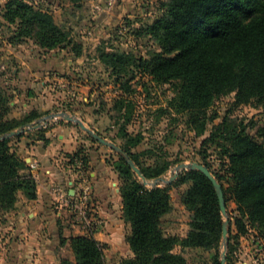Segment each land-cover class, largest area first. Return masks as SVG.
Here are the masks:
<instances>
[{
    "label": "trees",
    "instance_id": "16d2710c",
    "mask_svg": "<svg viewBox=\"0 0 264 264\" xmlns=\"http://www.w3.org/2000/svg\"><path fill=\"white\" fill-rule=\"evenodd\" d=\"M71 1L76 7L82 6L83 0ZM3 17L16 26L9 37L12 44L33 39L45 51L69 48L76 56L83 53V44L56 22L51 11L27 0H8ZM141 32L155 46L146 56L105 50L99 54L115 74H130L126 85L138 71L162 83L178 80L179 95L186 106L207 108L228 93H235L237 105L254 99L264 102V0H163L159 14ZM9 111L10 97L0 88V136L18 129L29 131L28 125L41 117L32 111L21 118H7ZM37 130L46 140L42 134L45 128ZM23 133L0 140V207L4 212L14 209L20 192L30 199L36 197V182L28 164L11 145ZM140 140L128 136V144L122 148L145 179L122 156L113 165L122 181L123 218L131 224L127 241L134 256L108 263L104 244L92 236L76 235L70 239L76 259L63 260L62 264H189L182 253L175 252L178 245L183 250L221 246L225 218L213 183L199 170H186L170 183L153 186L151 183L163 178L166 169L141 165L132 150ZM76 161H82V169L86 168V157L80 152L71 156V162ZM228 172L231 182L227 187L216 178L224 190L227 212L229 199L236 203L238 231H247V221L264 227V142L245 130L235 132ZM189 181L180 196L190 213L187 234L166 235L163 217L174 209L172 189ZM230 247L231 240L228 262ZM213 264H222L220 254L214 256Z\"/></svg>",
    "mask_w": 264,
    "mask_h": 264
},
{
    "label": "rangeland",
    "instance_id": "374dc122",
    "mask_svg": "<svg viewBox=\"0 0 264 264\" xmlns=\"http://www.w3.org/2000/svg\"><path fill=\"white\" fill-rule=\"evenodd\" d=\"M7 1L0 0V33L12 37L16 26L3 17ZM27 1L51 11L56 22L83 44L84 60L76 75L82 74L78 78L91 87L82 92V97H88L87 106L94 115L87 116L86 112L84 119H80L99 121L95 132L120 147L128 144V136L141 138L132 150L138 154L144 168L164 167L166 172L162 177L170 180L176 173L178 178L181 164L199 162L209 166L227 187L231 182L228 168L234 133L245 130L264 142V102L254 99L248 104L237 105L235 93H228L207 108L186 106L179 95L178 80L162 83L137 71L135 78L126 85L130 74L119 76L99 59L102 50L132 52L137 56H146L153 50V41L141 31L159 14L163 0H116L105 13L96 12L94 6L100 3L107 7L108 0H83L81 7H76L71 0H55L53 6L57 8L50 7L47 0ZM101 13H104L100 18L103 21L98 23L96 17ZM26 41L34 42L33 39ZM77 127L92 137L79 125ZM100 144L107 151L108 162L112 165L120 162L119 152ZM190 184L191 181L173 187L174 213L164 223L189 222L190 213L182 207L180 196ZM227 206L228 214L224 218L229 221L227 239L231 240V247L230 262L226 264H264V227L258 222L247 221V231L239 232L235 224L239 216L236 203L229 199ZM224 242L225 239L219 249L183 250L178 245L175 252L182 253L189 264H213L215 255L220 254L222 258Z\"/></svg>",
    "mask_w": 264,
    "mask_h": 264
},
{
    "label": "crops",
    "instance_id": "0c3cea01",
    "mask_svg": "<svg viewBox=\"0 0 264 264\" xmlns=\"http://www.w3.org/2000/svg\"><path fill=\"white\" fill-rule=\"evenodd\" d=\"M47 1L57 8L53 6L55 0ZM104 13L96 17L98 23L103 21L100 18ZM82 60L84 54L76 56L69 48L45 51L32 41L12 44L0 33V62L5 64L0 72V88L10 97L7 118H21L32 111L41 115L29 124L40 127L29 128L11 141L35 179L36 197L30 199L20 192L14 209L4 212L0 207V264L74 262L70 239L76 235L92 236L104 244L108 263L134 256L127 241L131 224L123 218L120 177L108 162L105 147L80 131L74 122L51 117L59 112L83 119L86 112L87 116L94 115L87 106L88 97H82V92L91 87L78 78L82 74L76 75ZM98 122L91 118L86 121L94 131ZM39 128H45L42 134L46 140L41 138ZM76 152L86 157L85 169L80 170L77 161L71 162ZM33 163L35 168L31 167ZM83 177L92 188L94 208L105 219V225L93 234L54 194V187L61 185L75 197ZM173 213L174 209L166 213L164 221L170 220ZM162 227L166 235L184 237L189 225L175 221L165 222Z\"/></svg>",
    "mask_w": 264,
    "mask_h": 264
},
{
    "label": "water",
    "instance_id": "95a60500",
    "mask_svg": "<svg viewBox=\"0 0 264 264\" xmlns=\"http://www.w3.org/2000/svg\"><path fill=\"white\" fill-rule=\"evenodd\" d=\"M51 117H56L59 118L60 120H66V121H70V122H74L75 124L79 125L82 129H84L86 132H88L95 140H97L98 142L116 150L117 152H119L125 159L126 161L129 163V165L133 168V170L141 177L144 178V175L142 173V171L140 170V168L136 165V163L129 157L128 153L124 151V149L122 147H120L119 145H117L116 143H113L107 139H105L104 137H102L100 134L96 133L94 130H92L91 128L88 127V125L85 124V122L80 119L78 116L76 115H72L66 112H59L56 114L51 115ZM40 124H34V125H29L27 128H38L40 127ZM25 132L23 129H18L16 131H13L9 134H6L4 136H0V140L4 139V138H10L13 137L15 135H19L21 133ZM179 170L182 171H186V170H199L202 173H204L207 178L213 183L218 197H219V202H220V207H221V212L224 216H226L228 214L227 212V207H226V200H225V194H224V190L222 187V184L218 181V179L216 178V176L210 171L209 167L199 163V162H190V163H183L178 167ZM178 173H176V175L173 177V179L170 180H166L164 178H158L156 180H154L151 184L154 185H158L159 183H170L172 182L175 178H177ZM229 221L224 222V239L225 242L224 247L225 250L222 253V264H226L227 258V246H228V229H227V224Z\"/></svg>",
    "mask_w": 264,
    "mask_h": 264
},
{
    "label": "built area",
    "instance_id": "2783aa9c",
    "mask_svg": "<svg viewBox=\"0 0 264 264\" xmlns=\"http://www.w3.org/2000/svg\"><path fill=\"white\" fill-rule=\"evenodd\" d=\"M116 0H108L107 7L104 5L96 4L94 9L96 12H104L111 9ZM5 69V64L0 62V72ZM43 126H46L45 124ZM78 167L82 169V161H77ZM32 168L36 167V164L31 165ZM54 194L59 201L64 202L73 211L76 220L81 221L88 233L93 234L96 230L102 228L105 225V219L94 208V197L92 188L86 177H83V184L79 187L77 195L71 197L64 191L61 185L54 187Z\"/></svg>",
    "mask_w": 264,
    "mask_h": 264
}]
</instances>
